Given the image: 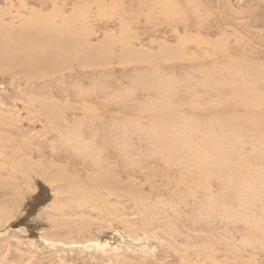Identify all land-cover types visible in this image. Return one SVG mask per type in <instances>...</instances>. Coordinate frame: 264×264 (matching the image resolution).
Wrapping results in <instances>:
<instances>
[{
    "label": "bare ground",
    "instance_id": "bare-ground-1",
    "mask_svg": "<svg viewBox=\"0 0 264 264\" xmlns=\"http://www.w3.org/2000/svg\"><path fill=\"white\" fill-rule=\"evenodd\" d=\"M13 1L0 0V3L4 4L3 8H0V81L3 84L11 81L10 85L14 86L13 92L4 89L2 94H8L10 97H6L3 102L4 108L0 107V148L5 152L7 164L11 166L8 175L11 180L21 179L28 182L32 175L41 171L42 165L31 163L25 153L32 157H41V155L31 148V142L22 146L26 140L34 141L38 138H44L45 141H59V146L55 145L54 149H59L64 154V162L69 163L73 155L85 153L84 159L80 162L88 170L93 171V173L83 172L81 176L77 174L68 176L66 170L62 171V166L49 165L50 173L43 176L51 183L65 185L64 188L69 190L70 194L77 193V196H72L75 203L72 208L67 206L63 209V215L70 213L71 217H66L69 219L64 221L52 222L51 233L58 232L64 238L67 236L65 239H75L78 235L80 237L87 230L88 222L92 224V216L104 217L105 211L101 210V203L98 205L91 202L93 199L98 201V194L101 192L108 195L107 199L110 198L107 202L111 203V197L115 202H119L120 199L127 202L131 199L130 202L137 207V212H142L145 207L149 208L143 199L146 194L143 189L145 187L154 191L153 186H157L155 181L160 177L145 173L143 171L145 166L151 167L152 172H156L163 169L173 170L170 168L172 165L176 169L190 173L191 168H194L191 164L195 162L191 157L197 153H192L189 148L191 132H182L171 137L162 134V136L148 135L145 129H142L144 125H151L154 131L160 127L166 132L171 129V132L175 129L177 132L188 126L187 122L199 123L201 128L215 127L218 124L222 128L232 126L234 129L236 126L234 133H238L240 128H248L257 136L264 130V93L254 91L258 81L251 84L252 90H242L240 104L235 100L236 103L225 105V110L220 113H215L212 105L208 103L206 105L209 112L206 107L195 104L192 96L195 90L190 91L178 83L170 84L173 87L172 91L163 93L166 84L161 81L162 73L158 69V64L180 61L181 51L185 48L182 49L181 45H164L159 46L158 53H151L144 49L143 41L146 37L139 36L140 31L137 33V30L152 28V20L170 23L169 13L174 15L175 5L182 7V11L184 9L186 13H194V5L197 6L199 0H18L15 3ZM5 5L8 7H4ZM199 10L197 8L196 13L199 14ZM178 16L175 19L181 21ZM90 17H95L96 27ZM140 20L148 22L142 24ZM181 23L184 24V21ZM152 44L151 47H155ZM212 46L213 43L209 40L199 38L194 52L202 53L206 50L207 53L213 48ZM194 54L182 60L190 59ZM213 55H199L201 59H207L206 62H212L208 68L203 65L206 62H198L185 69L186 72H192L191 75H199L201 79L206 78L199 84L203 90L205 88L209 90L207 84L211 78H220L219 74L227 73L236 76L237 71L241 70L242 64L237 60L227 59L221 63L214 61L218 56L217 52ZM234 57L239 56L236 54ZM171 68H165V71L172 72ZM254 71L260 75L257 70ZM207 74L210 76L202 77ZM8 77H12V80H8ZM117 79H121L120 85L112 86L111 84ZM229 79L232 81L231 78ZM217 81L220 87L228 86L224 79ZM233 83L234 85L231 86L233 89L227 88L236 97L240 95V90L234 88L235 80ZM178 90L187 91L179 94ZM13 95L15 99L11 98ZM59 96L61 98H58ZM175 97L179 101L188 103V106L174 110L172 99ZM216 103L219 104L218 101ZM8 107L10 109H7ZM242 109L251 113L249 120L252 122L242 118L245 116ZM238 110L241 111L242 116L237 114ZM182 121H186L183 126L180 124ZM25 122L31 126L40 125L41 135L34 136L20 130ZM131 126L135 131L129 133L127 128ZM119 127L124 130L121 131L123 133H120V136L114 131ZM83 137L89 142L81 141ZM93 137L96 143L90 145ZM100 139L103 140L101 143ZM131 140L148 142L145 146H141L140 143L134 147L124 143ZM2 143H8L10 147H5ZM78 147H81V150L77 149ZM115 147L116 153L113 150ZM169 157L173 158V163L167 162ZM114 158L115 162H113ZM222 159L217 157L216 163L225 165V160ZM46 170L44 169L45 172ZM53 171L55 173L51 174ZM229 171L234 173L231 165ZM213 177L221 179L219 175L203 173L197 176L187 174L183 179L179 177L160 180L166 181V184L173 182L175 185L184 186L186 193L191 196L194 190H199L200 187L206 189L211 184L210 178ZM145 178L147 181H144ZM62 181L65 183L67 181L68 184H63ZM230 184L234 186L233 181ZM6 186L12 187L13 192L17 188L12 182L4 183V186L0 185L2 188ZM129 191L136 195L130 196ZM111 216L106 217L112 221ZM77 219L85 222L68 221ZM139 220L151 224L152 219L150 214L146 213L139 216ZM64 222L67 224L65 225ZM113 223L118 222L112 221ZM54 241L61 243L56 239ZM28 253L16 252L17 256L12 263L24 264L19 258L23 255L28 256ZM11 256L12 253L7 254L2 264H9ZM187 260L188 258H185L183 264H191ZM27 264H43V262L38 263L34 260V263Z\"/></svg>",
    "mask_w": 264,
    "mask_h": 264
},
{
    "label": "rangeland",
    "instance_id": "rangeland-1",
    "mask_svg": "<svg viewBox=\"0 0 264 264\" xmlns=\"http://www.w3.org/2000/svg\"><path fill=\"white\" fill-rule=\"evenodd\" d=\"M16 1L18 2L14 0L13 3ZM3 5L0 3L1 9ZM194 7V13H186L184 9L182 11V7L175 5L174 15L169 13L170 23L152 20V28L137 30V33L140 31L139 36L146 37L143 41L144 49L151 53H158L159 48L164 45H181L182 49L185 48L181 51L182 59L195 53L194 57L185 61L181 59L158 64V69L162 73L161 81L166 84V88L162 90L163 93L167 94L172 91L173 87L170 84L178 83L190 91L195 90L192 94L195 104L206 107L208 111L206 105L208 103L212 105L215 113L224 111L225 105L229 103L233 104L236 101L239 103L242 90H252V83L258 81L254 91L264 93V0H199L197 6L194 5ZM197 8L200 9L199 14L196 13ZM133 10H138V8H133ZM179 14L182 15L178 16ZM177 16L182 20H176ZM90 20L95 23L96 27L95 17H90ZM140 21L142 24L148 22ZM182 21L184 24L181 23ZM90 30L92 31V28ZM209 30L210 33H208ZM202 37L213 43V48L207 53L206 50L203 51V54L194 52L198 39L203 40ZM150 43H155L152 44L155 47L152 48ZM215 52L218 56L214 58V61L223 63L227 59H234L242 64L241 70L236 73L239 76L227 73V76L224 74L225 77L219 74L220 78H211L207 84L209 90L206 88L203 90L199 84L206 78L201 79L199 75H191L193 73L186 72L185 69L191 64L207 61V59H201L199 55L212 56ZM236 54L239 57H234ZM211 63L208 61L206 65H203L208 68ZM168 67H173L171 69L174 72H166L165 68ZM254 70H257L260 75L254 73ZM209 76V74L202 75V77ZM172 78L176 79L175 82ZM218 79L221 81L224 79L228 86L217 85ZM8 80H12V77H8ZM234 80L236 82L234 88L240 90V95L236 97L231 94L230 90L234 85ZM120 83L121 79H117L111 85L119 86ZM10 84L11 81L4 84L0 81L1 108H4L3 102L6 97H10L8 94H2L4 89L7 92L14 91V86ZM186 91L178 90V93L184 94ZM11 98L15 99V96ZM172 101L176 111L188 106V103L179 101L176 97ZM217 101L219 104L216 103ZM241 111L245 115L242 118L247 122H252L249 120L251 113L243 109ZM241 111L238 110L237 114L242 116ZM185 122L182 121L180 124L183 126ZM192 123H186L188 125L186 127L190 126L189 129L185 127L177 132L176 129L173 132H171L172 129L166 132L160 127L154 131L151 125L142 127L148 135L159 134L167 137L182 132H191V147L189 148L192 153H197L191 157L195 162L191 164L194 168H191L190 173L176 169L172 165L170 168L173 170L163 169L152 172L151 167L145 166L143 171L163 180L179 177L183 179L187 174L197 176L203 173L219 175L220 180L216 177L210 178L211 184L206 189L200 187L199 190H194L195 195L192 193L190 196L186 193L184 186L175 185L173 182L166 184V181L163 182L159 178L154 179L157 185L153 186L154 191L147 188L146 190L145 187L143 189L144 194L146 193L143 199L149 208H143L142 212H137V207L130 202L131 199L127 202L122 199L115 202L111 197L110 203L107 202L110 199H107L108 195L101 192L98 194L99 200L93 199L91 202L98 205L101 203V210L105 211L104 217L92 216L94 223L89 224L88 222L87 230L80 237L75 236V239H65L67 236L64 238L58 232H51L52 222L64 221L69 219L66 217H71L70 213L63 215V209L67 206L72 208L75 204L72 196H77V193L70 194L71 192L64 188L65 185L51 183L43 174L50 173L51 166L49 165L62 166V171L66 170L65 173L68 176L76 174L81 176L86 171L93 173L80 162L84 159L85 153L73 155L68 163L63 160L64 154L59 149H54L55 145L59 146V141H45L44 138L34 141L26 140L22 146L31 142V148L41 155V157H32L25 153L27 158L31 163L43 166H41V171L32 175L33 177H30L27 182L21 179H10L8 174L11 172V166L7 164L5 152L0 148V185L4 186V183L12 182L17 187L14 192L10 186L0 187V264L9 253H12V256L8 263L14 264L12 261L17 256L16 252L22 251L29 252L28 256L23 255L19 258L22 259L20 261H24V264L34 263V260L38 263L43 262V264H183L185 258H188L187 261L191 264H264V130L259 133L258 137L248 128H240L238 133H234L236 126L234 129L232 126L222 128L217 124L215 127L201 128L199 123ZM119 128L114 130L118 136L123 133L121 131H124L121 127ZM20 130L31 133L30 135L34 134V136H40L42 132L40 125L31 126L27 122ZM127 130L132 133L135 128L131 126ZM83 138L81 141L89 142L87 138ZM207 138L209 141H206ZM94 141L93 137L90 145H95ZM102 141L100 139V143ZM133 141L124 143L129 147H134L140 143H142L141 146H145L148 142L147 140L145 142ZM2 145L10 147L8 143H2ZM77 149L81 150V147ZM113 150L116 153V147ZM217 157L223 158L225 165L221 166L219 162L216 163ZM167 162L173 163V158L169 157ZM229 165L234 168V173H230ZM44 169H47L46 172ZM25 171L26 169L23 172ZM130 176L134 175L130 174ZM145 180L147 181L146 178ZM232 181L234 186L230 184ZM62 183L68 184L67 181L66 183L62 181ZM129 194L130 196L136 195L132 191H129ZM116 211H118L117 215ZM146 213L150 214L151 224L148 221L142 223L139 220V216ZM106 216H111L112 221L118 223L112 224ZM68 221L85 222L78 221V219ZM64 224L67 223L64 222ZM55 239L61 243H55Z\"/></svg>",
    "mask_w": 264,
    "mask_h": 264
}]
</instances>
